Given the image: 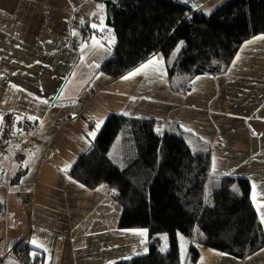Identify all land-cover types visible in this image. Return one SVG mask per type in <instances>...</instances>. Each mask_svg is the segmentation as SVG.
<instances>
[{"label":"crops","instance_id":"1","mask_svg":"<svg viewBox=\"0 0 264 264\" xmlns=\"http://www.w3.org/2000/svg\"><path fill=\"white\" fill-rule=\"evenodd\" d=\"M175 1L209 14L225 0ZM84 30H94L87 40ZM262 36L245 40L224 73L197 76L179 94L169 87L160 51L117 78L99 72L115 35L96 0H0V121L4 112L37 118L31 142L0 155L4 262L19 242L41 251L43 264H114L157 245V235L119 228L121 207L107 188H89L69 173L112 113L154 119L156 133L182 132L195 150L208 146L210 181L247 178L261 221L264 39L256 38ZM153 58L156 64L129 76ZM34 238L44 247H35ZM192 264H264V247L244 259L199 247Z\"/></svg>","mask_w":264,"mask_h":264},{"label":"trees","instance_id":"2","mask_svg":"<svg viewBox=\"0 0 264 264\" xmlns=\"http://www.w3.org/2000/svg\"><path fill=\"white\" fill-rule=\"evenodd\" d=\"M96 1L115 35L99 72L117 78L160 51L168 60L169 87L179 94L197 76L224 73L242 43L264 33V0H225L209 14L175 0ZM93 31L84 30V39ZM154 126L151 118L110 114L69 172L89 188H107L121 206L119 228L167 236L166 250L153 243L148 253L114 264H192L199 247L244 259L264 247L250 181L223 176L206 193L212 179L210 148L195 150L184 133L159 134ZM181 236L190 254L183 259ZM43 258L41 251L19 242L5 264H43Z\"/></svg>","mask_w":264,"mask_h":264},{"label":"built area","instance_id":"3","mask_svg":"<svg viewBox=\"0 0 264 264\" xmlns=\"http://www.w3.org/2000/svg\"><path fill=\"white\" fill-rule=\"evenodd\" d=\"M15 112H4L0 121V155L6 156L19 144L31 142V132L35 121L27 118L19 119ZM0 264H5L0 257Z\"/></svg>","mask_w":264,"mask_h":264},{"label":"snow or ice","instance_id":"4","mask_svg":"<svg viewBox=\"0 0 264 264\" xmlns=\"http://www.w3.org/2000/svg\"><path fill=\"white\" fill-rule=\"evenodd\" d=\"M99 7H102V6H99ZM95 15V14H94ZM92 27H97L96 24H93ZM110 31V30H109ZM75 34V33H74ZM114 39V38H113ZM256 39H264V36L262 37H257ZM182 43V42H181ZM248 43H252V41H249ZM178 50V49H177ZM157 61L155 60V58H153V60H150L148 63L144 64V65H141L140 68H137L134 72L130 73L129 76H133V75H136L138 73H140L141 71H143L144 69H147L150 65H153V64H156ZM156 71H160L159 68H156ZM161 75H163V73H161ZM129 77H124V79H127ZM46 103V101H44ZM19 119H24L23 117H20ZM27 119L29 120H33V119H37L36 117H27ZM102 120H99L97 122V130L99 129L100 125L102 124ZM188 131H191V129H187ZM159 131V130H158ZM89 136H95V132H91V133H88ZM253 187L255 188V185H253ZM254 201H255V196L253 197ZM259 207H264V205H258V208ZM261 221L264 222V214L261 215ZM132 232H134L135 234L141 236V237H144L146 236V233H147V230L146 229H134V230H131ZM165 241H166V237H164ZM180 240L182 242V245H183V242H184V238L183 237H180ZM31 243L35 246V247H39V248H43L44 245L42 243H38L35 238L31 241ZM143 243V241H142ZM165 249L162 248L161 251H164ZM33 256L37 255V253L34 251L32 253Z\"/></svg>","mask_w":264,"mask_h":264},{"label":"rangeland","instance_id":"5","mask_svg":"<svg viewBox=\"0 0 264 264\" xmlns=\"http://www.w3.org/2000/svg\"><path fill=\"white\" fill-rule=\"evenodd\" d=\"M99 4H100V3H99ZM181 45H182V43L179 42L178 45L176 46L175 50L172 52L171 55H173L174 53H176V52L179 50V48H180ZM177 49H178V50H177ZM212 185H213V182L210 181V182L208 183V185H207L206 193H210V192L213 190L214 186H212ZM120 207H121V206H120ZM157 236H158V238H159V239L157 240V246H158V248H159V249L165 248L167 242L164 240V237H166V235H165V234H159V235H157ZM181 237L184 238L183 245H182L181 240H180V242H179L180 253H181V256H182V259H183L184 257L187 258V256L190 255V254H189V252H188V248H187V242H188V240L185 238V236H181Z\"/></svg>","mask_w":264,"mask_h":264}]
</instances>
